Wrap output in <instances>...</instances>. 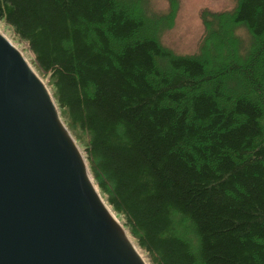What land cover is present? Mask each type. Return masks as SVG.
I'll return each mask as SVG.
<instances>
[{"label":"trees","instance_id":"obj_1","mask_svg":"<svg viewBox=\"0 0 264 264\" xmlns=\"http://www.w3.org/2000/svg\"><path fill=\"white\" fill-rule=\"evenodd\" d=\"M178 1L0 0V22L150 264H264V0L203 9L190 54L161 41Z\"/></svg>","mask_w":264,"mask_h":264},{"label":"water","instance_id":"obj_2","mask_svg":"<svg viewBox=\"0 0 264 264\" xmlns=\"http://www.w3.org/2000/svg\"><path fill=\"white\" fill-rule=\"evenodd\" d=\"M0 264H150L46 81L0 31Z\"/></svg>","mask_w":264,"mask_h":264},{"label":"rangeland","instance_id":"obj_3","mask_svg":"<svg viewBox=\"0 0 264 264\" xmlns=\"http://www.w3.org/2000/svg\"><path fill=\"white\" fill-rule=\"evenodd\" d=\"M237 1L238 0H179L173 23L171 25L165 24L164 28L161 30L162 43L178 54H190L198 52L201 48V41L206 31V26L202 18L203 9L207 8L212 11H230L236 6ZM140 2L143 4L146 3V10L151 15V17H170L168 16L170 10V0H145V2L140 0ZM225 21L228 22V20ZM0 31H2L9 39H11L24 52L30 61V53L27 51L25 44H18V42L14 39V35L9 27L0 22ZM237 35L243 38V42L245 44H248L250 34L244 25L237 27ZM219 41L220 46L223 47L225 36H220ZM242 47L245 46L243 45ZM42 78L47 83V79H45L43 76ZM80 147L84 151L81 145Z\"/></svg>","mask_w":264,"mask_h":264}]
</instances>
